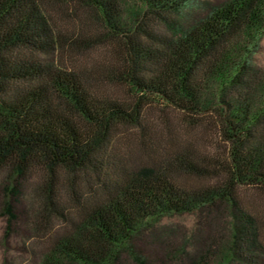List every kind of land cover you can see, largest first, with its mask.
Masks as SVG:
<instances>
[{
    "label": "trees",
    "instance_id": "1",
    "mask_svg": "<svg viewBox=\"0 0 264 264\" xmlns=\"http://www.w3.org/2000/svg\"><path fill=\"white\" fill-rule=\"evenodd\" d=\"M184 2L147 0L127 28L121 0H0V171L10 193L31 188L46 264H123L125 250L153 264L131 243L142 227L223 204L242 251L264 248V107L223 98L216 119L205 97L215 81L250 96L239 45L264 28V3L233 0L178 38L158 32ZM51 50L59 64L39 58ZM55 216L68 227L50 229Z\"/></svg>",
    "mask_w": 264,
    "mask_h": 264
},
{
    "label": "rangeland",
    "instance_id": "2",
    "mask_svg": "<svg viewBox=\"0 0 264 264\" xmlns=\"http://www.w3.org/2000/svg\"><path fill=\"white\" fill-rule=\"evenodd\" d=\"M184 5L176 13L169 15L173 22L167 27L157 23L158 32L178 38L191 29L199 21L205 19L218 8H222L233 0H184ZM264 3V0H257ZM147 0H121V20L130 28L140 19L147 9ZM247 65L251 70L250 96L237 98L229 92V85L213 82L205 93L208 114L216 119L225 108L223 98L239 101L250 106L252 112L264 107V28L257 33L255 40L240 42ZM43 62L59 64L61 58L55 51L38 54ZM245 89V88H244ZM261 132V127H254ZM13 184L12 177L0 171V264H46L44 245L39 243L37 234L30 223L27 211L34 198L28 184L20 186L21 194L10 193L8 187ZM10 202L17 218L10 220L5 205ZM49 227L58 231L68 226L60 217H53ZM240 221L235 208L223 204L218 210L203 208L194 212L169 213L149 224H146L132 238L133 248L144 252L153 264H191L199 259V255L207 248L210 252L203 258L202 264H247L250 257L256 264H264V248L257 245L254 251H242ZM263 241H262V240ZM264 244V236L261 238ZM123 264H136L128 251L121 256ZM66 264H83L67 262Z\"/></svg>",
    "mask_w": 264,
    "mask_h": 264
}]
</instances>
